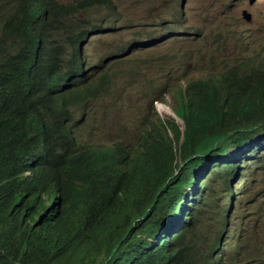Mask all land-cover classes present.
Listing matches in <instances>:
<instances>
[{
    "label": "trees",
    "instance_id": "obj_1",
    "mask_svg": "<svg viewBox=\"0 0 264 264\" xmlns=\"http://www.w3.org/2000/svg\"><path fill=\"white\" fill-rule=\"evenodd\" d=\"M0 7V264H216L184 250L194 224L174 220L167 228L166 197L184 180L177 181L171 140L143 141L129 157L121 146L77 135L71 105L94 93L84 83L69 85L77 72H59L57 47L64 43L53 45L72 6L0 0ZM86 37L71 32L73 66ZM181 108L189 120V104L183 100ZM228 109L200 106L182 144L185 168L228 137L264 129V93ZM213 117L229 130L211 129ZM50 160L64 169L52 186L24 177L28 164ZM174 226L182 230L169 241Z\"/></svg>",
    "mask_w": 264,
    "mask_h": 264
},
{
    "label": "clouds",
    "instance_id": "obj_2",
    "mask_svg": "<svg viewBox=\"0 0 264 264\" xmlns=\"http://www.w3.org/2000/svg\"><path fill=\"white\" fill-rule=\"evenodd\" d=\"M56 1L72 6L70 15L64 18V25L59 29L60 35L53 38L54 46L64 43L57 47V59L59 63L61 61L59 72L76 70L77 78L69 81V85L84 83L82 88H89L94 93L71 105L77 121H80L77 135L85 143L121 146L129 157H133L135 150H140L143 141L152 144V138H156L155 145L158 146L171 140L177 181L184 180L166 197L168 218L175 210L179 214L178 218L168 222L167 228L177 219L180 224L181 219L194 224L184 248L191 256L205 260L213 257L216 264H264V129L249 131L245 139L228 137L224 147L194 157L186 168L182 155L188 126L200 106L207 104L226 114L232 103L244 102L264 93V4L244 12L242 38L238 39L243 47L225 58L228 40L223 39L222 31L216 32L213 41L204 29L197 30L199 35L189 34L193 30L188 29L173 30L172 25L160 29L161 25L150 24L138 30L134 19L144 4L138 0ZM169 5L174 19L180 20L183 16L186 19L187 12L182 9L185 0L182 7L177 0ZM71 32L84 37L86 32L88 34L84 43L76 47L75 66L72 64ZM177 35L193 36L187 42L196 48L187 53L185 62L188 67L192 64L194 75L191 79H176L175 84L166 81L155 84L148 59L139 53L157 45H167L170 38ZM104 38L117 42L109 51L111 55L96 66L90 63L87 51L92 49L89 44L95 45ZM218 56L223 59L218 61ZM116 60L122 62L113 74H109L104 64ZM96 70H100V74L96 75ZM193 89L200 92L198 99L187 96ZM168 98L173 99L175 108ZM183 100L191 110L189 120L180 113ZM161 104L169 107L172 113L163 117L158 110ZM85 110L87 116L84 118ZM140 110L151 111L153 117L140 120L139 127L142 126L143 131L139 142L129 147L120 140L115 141L118 135H123L126 120L133 119V111ZM96 120L99 125L97 133L94 132ZM213 122L211 129L221 134L229 130L224 122L217 123L215 117ZM96 136L110 141L93 142ZM48 166L54 167L48 170ZM63 173V167L52 160L28 164L23 172L25 178L49 186L61 179ZM172 232L175 234V230ZM161 237L162 234L157 236L158 245Z\"/></svg>",
    "mask_w": 264,
    "mask_h": 264
},
{
    "label": "rangeland",
    "instance_id": "obj_3",
    "mask_svg": "<svg viewBox=\"0 0 264 264\" xmlns=\"http://www.w3.org/2000/svg\"><path fill=\"white\" fill-rule=\"evenodd\" d=\"M62 1L67 3L69 0ZM138 1L144 3L141 5L138 15L134 19L138 25V30L150 24L161 25L160 29L172 25L173 30L181 31L188 29L189 31L193 30V32H188L189 34L199 35L197 30L204 29L205 34L210 36L213 41L216 32L222 31L224 34L223 39L228 40L225 58L235 50H241L243 47V44L238 39L242 38L240 31L244 25V12L248 13L251 7L264 4V0H185V7H182L183 0H177L183 11L187 12V16L186 19L183 16L182 19L176 20L173 16L172 6L169 5L173 0ZM192 37L177 35L176 37H171L167 45H157L139 53L148 59V63L153 71L155 84H162L165 81L169 84H175L176 79L192 78L194 68L192 64L188 67L187 62H185L187 53L194 51L196 48V46L187 42V40H192ZM116 42L117 40L115 39L104 38L95 45L89 44V47L92 48L87 51L90 63L96 66L101 65L111 55L109 51L114 48ZM222 59L221 56H218V61ZM121 62L122 60H116L113 63L104 64L105 68H103L109 74H113L117 69V65ZM125 64L128 68V73H130L129 65L127 62ZM98 74H100V70H96V75ZM168 100L172 107L175 108L173 99L168 98ZM140 111L142 114L139 113ZM140 111H133V119L128 118L126 120L123 135H118L114 139L115 141L120 140L129 147L139 142V136L143 131V127H139L140 120L144 117H153L149 110ZM86 116L87 110H85L84 118ZM98 128L99 125L96 120L94 123L95 133H97ZM98 141L109 142L110 140L104 137L100 139L99 136L93 138V142Z\"/></svg>",
    "mask_w": 264,
    "mask_h": 264
},
{
    "label": "bare ground",
    "instance_id": "obj_4",
    "mask_svg": "<svg viewBox=\"0 0 264 264\" xmlns=\"http://www.w3.org/2000/svg\"><path fill=\"white\" fill-rule=\"evenodd\" d=\"M158 110H159L160 114H161L163 117H166V115L172 113L171 109H170L169 107H167L166 105H163V104L159 105ZM188 184H189V183H188ZM179 204L182 205V202H179ZM171 210H172V209H171ZM184 218H186V217H184ZM173 219H174V218H173V216H172V217L169 219V222L172 221ZM182 220H183V219H182ZM176 221H178V219H177ZM173 228H177V226H174ZM177 229H179V228H177ZM181 230H182V229H179L175 234H178V232H180ZM171 233H173V232L170 231V233L168 234V236L165 237V238H170L169 241H172V240L174 239V236H175V235H171ZM169 241H167V242H169Z\"/></svg>",
    "mask_w": 264,
    "mask_h": 264
}]
</instances>
